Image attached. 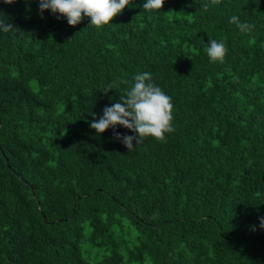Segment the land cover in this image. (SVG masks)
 <instances>
[{
  "label": "trees",
  "instance_id": "obj_1",
  "mask_svg": "<svg viewBox=\"0 0 264 264\" xmlns=\"http://www.w3.org/2000/svg\"><path fill=\"white\" fill-rule=\"evenodd\" d=\"M145 2L98 29L0 0V264H264V0ZM141 72L175 131L130 151L90 123Z\"/></svg>",
  "mask_w": 264,
  "mask_h": 264
},
{
  "label": "clouds",
  "instance_id": "obj_2",
  "mask_svg": "<svg viewBox=\"0 0 264 264\" xmlns=\"http://www.w3.org/2000/svg\"><path fill=\"white\" fill-rule=\"evenodd\" d=\"M6 4H13L15 0H3ZM165 0H146L143 9L148 12L161 10ZM221 0H211L215 6ZM132 0H38V12L41 18L45 10H50L56 19L66 18L68 25L75 26L85 17L90 18L91 25L101 28L122 13L126 6H130ZM201 7L207 11L209 4ZM229 23L235 24L241 32H250L254 25L242 23L237 15L229 18ZM15 26L0 20V30L11 31ZM210 62L223 63L228 48L223 40L210 37L208 46L205 49ZM119 83L128 84L126 80H119ZM117 81L107 84L101 91L107 95L112 89L119 87ZM174 104L172 98L167 95L158 85L153 82L150 72L137 73L133 82L123 90L119 102L103 108V115L99 119H93L90 128L95 129L97 135L105 132L109 127L115 129L122 126L136 133L127 135L114 131V138L121 142L131 151L143 142L147 137H152L158 142H166V134L175 131L173 126ZM93 117L95 113L91 114ZM260 228H264V217H259Z\"/></svg>",
  "mask_w": 264,
  "mask_h": 264
},
{
  "label": "rangeland",
  "instance_id": "obj_3",
  "mask_svg": "<svg viewBox=\"0 0 264 264\" xmlns=\"http://www.w3.org/2000/svg\"><path fill=\"white\" fill-rule=\"evenodd\" d=\"M83 249H86L87 248V245L85 243H83L82 245ZM84 256L90 260H93L94 259V251H92L91 253H84ZM98 258V257H97Z\"/></svg>",
  "mask_w": 264,
  "mask_h": 264
}]
</instances>
